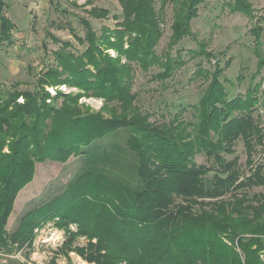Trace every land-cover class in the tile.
<instances>
[{
    "label": "trees",
    "instance_id": "16d2710c",
    "mask_svg": "<svg viewBox=\"0 0 264 264\" xmlns=\"http://www.w3.org/2000/svg\"><path fill=\"white\" fill-rule=\"evenodd\" d=\"M117 1L120 15L113 16L112 27L97 31L79 18L83 36L74 38L81 51L49 34L60 44L31 89L15 84L4 89L0 83V250L10 254L14 245L30 244L34 230L51 222L64 233L60 255L74 251L95 264H264V194L248 192L264 191V164L253 160L264 142L259 115L254 116L262 79L251 80L243 95L228 97L221 80L228 61L220 66L201 43L191 55L214 62L212 70L198 64L194 72L206 85L191 118L180 112L151 120L132 90L135 71L158 67L152 78L164 81L183 64L180 50L171 55L170 49L192 34L191 21L204 0H158L157 8L156 0ZM48 2L58 8L59 0ZM168 4L171 34L166 50L157 54ZM5 8L0 0V43L11 44L14 25ZM231 9L252 17L249 0H232ZM86 12L95 19L109 14L97 6ZM251 32L258 71L264 65L257 48L262 28L257 23ZM62 84L76 91L62 92ZM83 96L103 103L93 110L79 102ZM122 128L127 129L123 145L94 149ZM238 140L246 154L244 176L237 157L224 156ZM199 154L208 164L195 162ZM77 156L83 171L8 233L14 200L33 180L37 163L64 164ZM79 238L83 245L76 243ZM46 264L62 263L53 257Z\"/></svg>",
    "mask_w": 264,
    "mask_h": 264
},
{
    "label": "rangeland",
    "instance_id": "374dc122",
    "mask_svg": "<svg viewBox=\"0 0 264 264\" xmlns=\"http://www.w3.org/2000/svg\"><path fill=\"white\" fill-rule=\"evenodd\" d=\"M4 1L5 14L14 25L12 43H0V83L4 89H11L13 84L17 89H31L34 86L37 73L52 63L51 52L60 44L52 40L50 35L59 41H70L71 49L81 51L83 45L74 38V34L83 36L84 28L79 22L80 17L86 18L98 31L102 25L112 27L116 21L113 16L120 15L117 0H59L57 9L51 6L48 0ZM249 1L253 9L252 17L232 11V0H204L199 4L197 15L191 21L192 34L182 38L170 49L171 55L180 50L183 64L164 81L152 78L159 70L158 67H151L147 72L139 69L135 71L132 90L137 95V104L142 111L151 114V120L160 121L162 117L167 119L180 112L181 118L190 119L193 113L192 105L199 99L206 85L203 76H197L194 72L198 64L212 70L214 59H218L222 67L228 61L221 75L228 97L243 95L251 80L257 82L262 79L259 90L260 103L254 116L259 115L260 125L264 128V65L256 70L258 56L251 32L257 23L262 28L257 48L264 59V0ZM92 6L108 9V17L95 19L89 16L86 10ZM155 6L158 7V0L155 1ZM171 22L172 6L168 4L161 24L163 35L155 47L157 54H162L167 48ZM201 43L204 44L205 51L212 53L214 59L209 61L204 55H191L189 51H198ZM109 53L115 54L113 50H109ZM58 89L62 92L76 91L64 84L58 86ZM49 91L54 93L52 88H49ZM18 100L21 101L22 98ZM79 102L93 110L99 109L103 103L101 99L85 96L81 97ZM126 134L127 129L123 128L108 134L94 144V149L102 151L112 142L117 146L123 145ZM224 156L226 159L236 156L241 175L248 173L241 140L236 142L232 154ZM253 160L264 164V142L262 146L256 147ZM195 162L208 164L202 154L195 157ZM83 169L82 156L71 157L64 164L51 161L37 163L33 180L18 192L14 200L6 223L8 233L17 228L27 211L62 192L68 181ZM248 192L264 194L261 187H253ZM63 240V230L51 222L46 223L34 230L30 244L24 243L21 247L14 245L10 254L0 250V264H46L53 257L62 264H95L83 259L74 251L68 252L66 256L60 255L58 249ZM84 242L83 238L76 241L79 245Z\"/></svg>",
    "mask_w": 264,
    "mask_h": 264
},
{
    "label": "bare ground",
    "instance_id": "6f19581e",
    "mask_svg": "<svg viewBox=\"0 0 264 264\" xmlns=\"http://www.w3.org/2000/svg\"><path fill=\"white\" fill-rule=\"evenodd\" d=\"M82 264H85V262H83Z\"/></svg>",
    "mask_w": 264,
    "mask_h": 264
},
{
    "label": "crops",
    "instance_id": "0c3cea01",
    "mask_svg": "<svg viewBox=\"0 0 264 264\" xmlns=\"http://www.w3.org/2000/svg\"><path fill=\"white\" fill-rule=\"evenodd\" d=\"M7 16V15H6Z\"/></svg>",
    "mask_w": 264,
    "mask_h": 264
}]
</instances>
